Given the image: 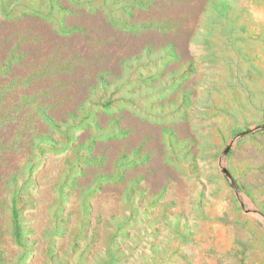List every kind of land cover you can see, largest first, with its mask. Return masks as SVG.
<instances>
[{
	"label": "rangeland",
	"instance_id": "374dc122",
	"mask_svg": "<svg viewBox=\"0 0 264 264\" xmlns=\"http://www.w3.org/2000/svg\"><path fill=\"white\" fill-rule=\"evenodd\" d=\"M0 24L41 60L37 30L121 56L76 116L41 88L0 117V264H264V0H0Z\"/></svg>",
	"mask_w": 264,
	"mask_h": 264
},
{
	"label": "trees",
	"instance_id": "16d2710c",
	"mask_svg": "<svg viewBox=\"0 0 264 264\" xmlns=\"http://www.w3.org/2000/svg\"><path fill=\"white\" fill-rule=\"evenodd\" d=\"M2 25L0 24L1 29ZM37 31V43L46 44L49 48L45 53L48 56L42 60L38 55L41 54L42 48L38 47L35 41L30 38L22 41L19 40L18 34L0 30V68L2 64L8 65L7 75L0 74V98L3 97L0 117L4 116L11 121L16 119L18 123L24 122L26 113L19 111L17 101L38 93L41 88H45L46 93L41 95L50 101L47 112L46 108L42 111L46 118L53 121L62 117L57 115L60 113L67 117L76 116L81 102L87 99L89 87L100 79L104 80L105 73L110 74L109 77L112 78L116 66L121 62V56L109 52L108 48L93 45L95 35L90 33V48L77 52L70 47V43H67L68 47L66 44V51L61 49V44L58 46L51 42L46 31ZM39 59L40 62L37 63ZM36 63L39 65H35ZM40 108L41 105L38 110ZM10 129L11 124L1 128L2 132ZM32 133L38 135V130L34 128ZM13 214L18 216L16 210H13Z\"/></svg>",
	"mask_w": 264,
	"mask_h": 264
},
{
	"label": "water",
	"instance_id": "95a60500",
	"mask_svg": "<svg viewBox=\"0 0 264 264\" xmlns=\"http://www.w3.org/2000/svg\"><path fill=\"white\" fill-rule=\"evenodd\" d=\"M224 171L228 173V170H227V168H224Z\"/></svg>",
	"mask_w": 264,
	"mask_h": 264
}]
</instances>
